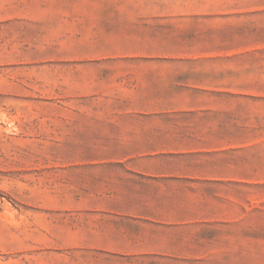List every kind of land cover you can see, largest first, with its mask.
<instances>
[{
  "label": "rangeland",
  "instance_id": "374dc122",
  "mask_svg": "<svg viewBox=\"0 0 264 264\" xmlns=\"http://www.w3.org/2000/svg\"><path fill=\"white\" fill-rule=\"evenodd\" d=\"M103 4L0 0V264H264V0L165 2L205 13L129 53L78 39ZM203 105L242 133L169 127Z\"/></svg>",
  "mask_w": 264,
  "mask_h": 264
},
{
  "label": "crops",
  "instance_id": "0c3cea01",
  "mask_svg": "<svg viewBox=\"0 0 264 264\" xmlns=\"http://www.w3.org/2000/svg\"><path fill=\"white\" fill-rule=\"evenodd\" d=\"M180 2L187 0H99V2L104 3L103 7L100 8V12H98L99 18H104L103 20H99V23L96 24L95 29L91 28V30H85L81 32V37L78 39L81 41H87L92 43H97L101 41L103 47H113V48H123L129 49H151L160 47L157 45V41L161 39L160 35L168 33L167 30H170L173 27L180 29L179 31H187V28L197 23V14L205 13L203 11H199L191 8H182L179 4H173L172 7H166L165 2ZM107 18V19H106ZM195 18V19H192ZM165 41V37H163ZM106 41L107 43L103 42ZM109 41V42H108ZM105 43V44H103ZM116 59V58H115ZM122 60H133L134 58H121ZM143 61H158L162 64H190L196 61H199L204 58L198 57H156V58H135ZM205 93H212L217 95H226V96H245V94L231 92L230 90H224L221 88L218 89H203L200 90ZM234 93V94H232ZM227 107H230V100L227 103ZM181 111H185L190 114H205L203 116H197L194 125H182L180 126L178 123H174L169 125L170 128L176 129H196L197 127H205L209 129L205 135H198L199 138H206L208 135L213 133L212 130H226L230 134L232 133H242L240 128L237 127V130L231 131L230 119L226 121L222 119H215L214 117L206 116L207 114H211L210 106H193L192 108H180ZM216 114L219 115L217 112ZM207 123V124H206ZM236 126V125H234ZM129 129V126L127 127ZM245 130V128H242ZM190 139L197 138V133L193 130L191 131ZM129 139V136L121 137L122 140ZM223 138V137H222ZM198 139V138H197ZM125 140L123 142H125ZM217 142L213 141L212 143ZM126 143V142H125ZM129 143V140H127ZM126 143V144H127ZM204 144H208L209 142H203ZM217 143H224L223 140H220ZM234 141L227 140L224 146L214 147L211 149H206L207 153L213 152L216 153H229L230 151L236 150V146ZM246 143H241L239 146H242ZM186 153L183 152H158L153 153L149 156V158H161V157H178L182 156ZM168 166H176L171 163H167ZM160 167L159 165L156 166ZM174 171H167V170ZM155 171L144 170L142 173L147 174L148 181L143 183L148 186H157L156 183L160 184L162 182L165 185L171 181H182L192 180L191 178H195L196 176H191L186 173L187 169H180L169 167L166 170H161L158 168ZM134 172V170H133ZM219 178V177H212Z\"/></svg>",
  "mask_w": 264,
  "mask_h": 264
}]
</instances>
